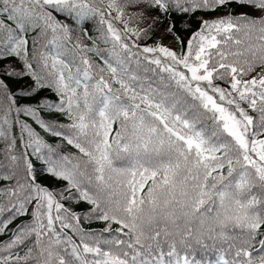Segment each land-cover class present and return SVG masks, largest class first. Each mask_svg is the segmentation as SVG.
<instances>
[{"label":"snow or ice","instance_id":"snow-or-ice-1","mask_svg":"<svg viewBox=\"0 0 264 264\" xmlns=\"http://www.w3.org/2000/svg\"><path fill=\"white\" fill-rule=\"evenodd\" d=\"M0 264H264V0H0Z\"/></svg>","mask_w":264,"mask_h":264},{"label":"trees","instance_id":"trees-1","mask_svg":"<svg viewBox=\"0 0 264 264\" xmlns=\"http://www.w3.org/2000/svg\"><path fill=\"white\" fill-rule=\"evenodd\" d=\"M237 11H242V9H237ZM220 13H216L214 15H219ZM87 27H89L90 31H91V25H87ZM196 27V24L195 22L193 23V29H195ZM182 36L185 40H187L188 36H189V33L188 32H184L182 33ZM27 83H30L29 80L25 79L24 81H21L19 82V84H14V87H19V86H22L24 84H27ZM41 96H45V97H49L51 96L53 99H55L54 95L52 93H50L49 91L45 90L43 92H41L40 94ZM62 119V118H61ZM65 150H70V149H65ZM74 151V150H73ZM51 188L55 189L57 186H60L62 185L63 182H59V181H55V180H47L45 181ZM90 206L89 205H86L84 203H80V204H74L73 205V209L75 211H78V212H81L83 213L87 208H89ZM93 228H99L101 227V225L99 224H93L92 225Z\"/></svg>","mask_w":264,"mask_h":264},{"label":"rangeland","instance_id":"rangeland-1","mask_svg":"<svg viewBox=\"0 0 264 264\" xmlns=\"http://www.w3.org/2000/svg\"><path fill=\"white\" fill-rule=\"evenodd\" d=\"M165 43H167V41H165Z\"/></svg>","mask_w":264,"mask_h":264}]
</instances>
